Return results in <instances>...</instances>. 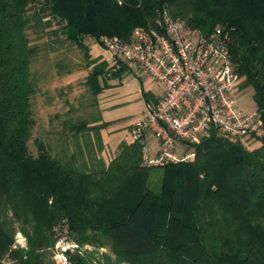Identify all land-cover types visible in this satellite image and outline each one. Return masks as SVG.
I'll use <instances>...</instances> for the list:
<instances>
[{
    "label": "trees",
    "instance_id": "1",
    "mask_svg": "<svg viewBox=\"0 0 264 264\" xmlns=\"http://www.w3.org/2000/svg\"><path fill=\"white\" fill-rule=\"evenodd\" d=\"M165 9L189 30L226 40L240 74L234 93L253 89L264 121V0H0V264H55L59 225L114 256L103 261L85 250L77 264H264V133L245 136L260 141L250 146L212 130L194 144V158L163 167L161 192L149 186L139 140L121 143L105 163V123L87 118L82 101L64 98L50 115V138L30 150L39 55L64 42L81 48L90 69L85 93L97 100L110 73L129 63L96 58L90 47L103 36L131 40L136 27L161 30ZM19 232L27 245L16 243Z\"/></svg>",
    "mask_w": 264,
    "mask_h": 264
},
{
    "label": "built area",
    "instance_id": "2",
    "mask_svg": "<svg viewBox=\"0 0 264 264\" xmlns=\"http://www.w3.org/2000/svg\"><path fill=\"white\" fill-rule=\"evenodd\" d=\"M158 22L161 30L136 27L131 40L101 38L112 57L135 63L139 76L150 77L163 88L161 95L146 101L132 129L134 139L142 144L143 164L165 167L188 161L196 155L194 144L212 130L242 138L262 135L261 113L246 114L236 103L240 74L226 40L217 32L207 36L189 30L167 9ZM151 138L158 142L155 153ZM84 246L67 225H59L52 246L55 264H77L75 257L86 250Z\"/></svg>",
    "mask_w": 264,
    "mask_h": 264
},
{
    "label": "rangeland",
    "instance_id": "3",
    "mask_svg": "<svg viewBox=\"0 0 264 264\" xmlns=\"http://www.w3.org/2000/svg\"><path fill=\"white\" fill-rule=\"evenodd\" d=\"M64 43L65 44H62V46L65 45L63 50L53 51L49 54H40L33 64V74L38 78V82L41 86L35 99L37 124L33 128V135L29 140L31 152L34 154L38 152L37 139L46 138L47 140L48 137L50 138V115L53 116L54 113L61 109L60 103L67 97L74 100V105L76 107L78 106L77 104L82 101L81 107H84L85 112L90 115L87 116V118L95 119L100 116L107 122L103 136L105 141L108 142L112 148L116 147L119 141L124 138L127 141L134 140L132 129L143 115L147 101L146 93L150 92L152 96L161 95L163 92L162 86L157 84L150 77L145 75L139 76L136 64L131 63L120 75L111 77L110 73V76H108V79L105 81L106 83L104 82L106 85L104 89L105 92L96 100L93 95H90V97L85 93L86 85L84 82L90 69L86 67L87 60L84 56V51L76 46H70L68 42ZM90 50L94 57H102L114 63L113 58L103 45L93 43ZM58 62L68 64L70 68L74 69V72L67 76L59 75V71L55 67ZM119 64L120 67L118 68L116 66L112 68V71H118L122 67V63L119 62ZM68 85H72V89H70ZM61 88L63 94L59 93ZM253 94L254 91L250 88L239 90L235 93L237 105L246 114H252L257 111V103ZM52 98H54V102L57 105L50 103ZM88 104H91L89 109ZM82 113L83 109L79 107L78 113L76 114ZM241 139L246 145L250 146L260 143V141L256 139V141H252L253 139H251V144L247 141L246 137H241ZM241 139L239 137L231 138L232 141ZM152 150H154L153 147ZM149 168H151L148 180L149 186L155 191L161 192L165 174L164 169L163 167ZM16 243L20 246L27 245L26 237L21 232L16 235ZM84 245L86 244H82V246ZM87 245H89V247L84 246V248L91 251L92 254L99 256L103 261H106V256L114 257L107 247H99L92 244ZM97 253H99V255Z\"/></svg>",
    "mask_w": 264,
    "mask_h": 264
},
{
    "label": "crops",
    "instance_id": "4",
    "mask_svg": "<svg viewBox=\"0 0 264 264\" xmlns=\"http://www.w3.org/2000/svg\"><path fill=\"white\" fill-rule=\"evenodd\" d=\"M138 69V68H137ZM105 92V90L102 92V93H104ZM101 93V94H102ZM150 93V92H149ZM100 94V95H101ZM99 95V96H100ZM154 96V95H153ZM152 95H151V97H153ZM156 96H154L153 98H155ZM101 123H105V125L101 128V130H100V135H101V139H102V150H101V153H100V156H101V158H103V160L105 161V163H109L112 159H113V157H115L116 155H118V153H119V151H120V144L121 143H123V142H126V143H131L133 140H130V141H127L125 138L124 139H122L121 141H119V143L116 145V147H114V148H112L111 146H110V144L108 143V142H106L105 141V139H104V136H103V132H104V128H106V125H107V122L104 120V119H102L101 120ZM111 133H112V131H111ZM110 133V134H111ZM150 142H151V145H152V147L154 148V150H153V152L155 153L156 152V148H157V145H158V142H157V140L155 139V138H151L150 139Z\"/></svg>",
    "mask_w": 264,
    "mask_h": 264
}]
</instances>
